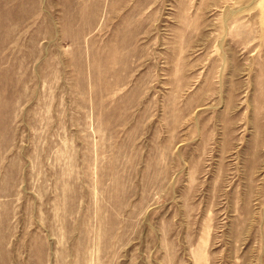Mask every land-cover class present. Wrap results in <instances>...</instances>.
Masks as SVG:
<instances>
[{"label":"rangeland","instance_id":"1","mask_svg":"<svg viewBox=\"0 0 264 264\" xmlns=\"http://www.w3.org/2000/svg\"><path fill=\"white\" fill-rule=\"evenodd\" d=\"M0 264H264V0H0Z\"/></svg>","mask_w":264,"mask_h":264}]
</instances>
